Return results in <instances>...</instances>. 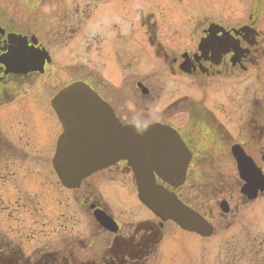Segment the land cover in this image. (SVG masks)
Returning a JSON list of instances; mask_svg holds the SVG:
<instances>
[{
    "label": "flooded vegetation",
    "instance_id": "1",
    "mask_svg": "<svg viewBox=\"0 0 264 264\" xmlns=\"http://www.w3.org/2000/svg\"><path fill=\"white\" fill-rule=\"evenodd\" d=\"M37 26L43 27V35ZM77 38L83 39L77 54L83 55L93 45L98 54L107 52L118 86L126 89L124 79L129 76L130 86L135 81L140 99L147 103L163 98L160 91L189 89V95L169 103L161 116L134 117L119 113L105 94L108 89L96 66L76 71V77L88 82L122 123L159 122L177 130L184 152L190 155L186 181L176 191L183 200L214 225L234 217L241 206L264 201V0H0V105L33 97L37 83L51 70L46 66L44 73L15 72L7 67L8 58L19 57L25 48H38L53 60ZM152 75L160 79L152 81ZM195 91L200 93L198 99ZM42 102L47 106L46 99ZM50 105L49 101L51 110ZM54 117L59 131L52 153L62 132ZM7 150L20 149L13 144ZM99 173L112 180L124 175L125 183H134L125 161ZM87 181L86 191L92 187ZM248 188L255 195L252 199L244 194ZM223 200L228 213L222 212ZM94 203L109 210L101 202ZM99 229L91 231L86 241L60 235L56 246L36 248L21 262L105 264L111 263L106 260L108 248L118 240L126 246L124 251L132 249L125 237L131 229L115 238ZM43 232L52 236L55 231ZM6 240L0 235V251L19 246L26 253L17 243L4 245ZM117 252L114 249L113 254ZM131 257L125 262L124 255L119 261L134 263Z\"/></svg>",
    "mask_w": 264,
    "mask_h": 264
},
{
    "label": "rangeland",
    "instance_id": "2",
    "mask_svg": "<svg viewBox=\"0 0 264 264\" xmlns=\"http://www.w3.org/2000/svg\"><path fill=\"white\" fill-rule=\"evenodd\" d=\"M36 29L43 35V27L37 26ZM82 40L77 38L67 49L59 51L52 61V70L47 73V80L44 77L36 85L33 97L0 107V138L11 146L14 144L20 149L18 151L24 148L26 154L15 159L12 156L15 150H8V153L0 151V231L22 243L27 254L39 247L56 246V238L60 235L67 238L78 236L86 241L96 227L90 209L94 202L106 205L120 221L121 234L130 228V223L144 220L146 223H158L157 218L138 200L134 183H125L127 178L124 175L112 180L110 175L97 173L88 179L87 184L92 183L88 191L85 184L79 190H72L59 183L52 167L53 148L50 150L59 130L55 128L57 122L48 104L56 90V81L64 84L74 80L76 71L82 66L92 69L96 66L101 82L108 89L105 94L114 100L122 115L161 116L169 103L189 95V89L160 91L163 98L147 103L140 99L135 81L130 86L129 76L125 75L124 79L126 89L118 86L113 78L116 72L109 69L112 60L107 52L98 54L93 45L83 55L77 54ZM119 79H122L121 74ZM149 79L156 81L160 78L152 75ZM193 94L196 99L200 96L197 91ZM44 99L48 101L47 106L42 102ZM187 186L188 183L185 192ZM84 191L86 193L82 194ZM263 202L241 206L234 217L219 219L215 224V234L209 238L166 222L160 227L162 239L155 253L142 263L264 264ZM210 204L213 207L212 201ZM46 229L55 232L48 236L43 232Z\"/></svg>",
    "mask_w": 264,
    "mask_h": 264
},
{
    "label": "water",
    "instance_id": "3",
    "mask_svg": "<svg viewBox=\"0 0 264 264\" xmlns=\"http://www.w3.org/2000/svg\"><path fill=\"white\" fill-rule=\"evenodd\" d=\"M77 90L78 87L73 86L67 91L77 93L79 91ZM65 92L59 100L63 99ZM85 100L88 98L83 99ZM69 104L78 105V102H69ZM82 106L85 107L87 104L82 102L79 108ZM73 116L68 122H81V119L75 118L78 113H74ZM111 126L115 130L105 138L106 144H103L101 140L102 135L98 134L99 144L96 142L91 147L86 144L80 145L78 149L82 152L77 154L65 153L67 141L66 138L63 139L55 157V166L63 182L67 186L75 187L83 177L91 172L120 158H127L135 172L139 197L149 208L163 220L173 219L184 229L196 231L204 236L210 235L213 228L201 215L183 204L173 193L155 181L154 170L167 180L172 179L175 174L168 170L167 166L170 162H174L173 156L169 155L170 160L165 161V154L170 149L158 150L156 145L152 147L144 145L145 139L152 138L159 130L156 128L144 130L134 126L124 128L114 123H111ZM246 193L254 196L250 188Z\"/></svg>",
    "mask_w": 264,
    "mask_h": 264
},
{
    "label": "trees",
    "instance_id": "4",
    "mask_svg": "<svg viewBox=\"0 0 264 264\" xmlns=\"http://www.w3.org/2000/svg\"><path fill=\"white\" fill-rule=\"evenodd\" d=\"M11 253H13V254H10V256L13 258H19V256H20V254H19V252H15V251H13L12 250V252ZM1 257H4V256H1ZM6 257V259H8V257L9 256H5ZM20 264H33V263H22V262H20ZM34 264H62V263H34Z\"/></svg>",
    "mask_w": 264,
    "mask_h": 264
}]
</instances>
